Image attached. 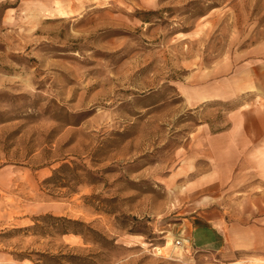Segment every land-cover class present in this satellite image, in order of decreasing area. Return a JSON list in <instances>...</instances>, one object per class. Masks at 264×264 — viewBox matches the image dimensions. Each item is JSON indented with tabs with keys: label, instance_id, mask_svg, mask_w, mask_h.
Segmentation results:
<instances>
[{
	"label": "rangeland",
	"instance_id": "obj_1",
	"mask_svg": "<svg viewBox=\"0 0 264 264\" xmlns=\"http://www.w3.org/2000/svg\"><path fill=\"white\" fill-rule=\"evenodd\" d=\"M0 264H264V0H0Z\"/></svg>",
	"mask_w": 264,
	"mask_h": 264
},
{
	"label": "crops",
	"instance_id": "obj_2",
	"mask_svg": "<svg viewBox=\"0 0 264 264\" xmlns=\"http://www.w3.org/2000/svg\"><path fill=\"white\" fill-rule=\"evenodd\" d=\"M209 229L215 231V228L212 225L208 226L206 224H201L199 226H195V228L193 229V230H199V232H200L199 235L200 236L202 235V238H198V237L196 238L195 237L196 239H198L200 241L201 246L207 245V244H211L212 246H217L218 242H224V236L220 231H218V234H217L215 232H209L208 231ZM195 232H197V234H198V231H195ZM204 237H205V239H203Z\"/></svg>",
	"mask_w": 264,
	"mask_h": 264
},
{
	"label": "built area",
	"instance_id": "obj_3",
	"mask_svg": "<svg viewBox=\"0 0 264 264\" xmlns=\"http://www.w3.org/2000/svg\"><path fill=\"white\" fill-rule=\"evenodd\" d=\"M185 240H186V238L184 239L183 237L177 238L176 239V245H178V246L184 245L185 244Z\"/></svg>",
	"mask_w": 264,
	"mask_h": 264
},
{
	"label": "bare ground",
	"instance_id": "obj_4",
	"mask_svg": "<svg viewBox=\"0 0 264 264\" xmlns=\"http://www.w3.org/2000/svg\"><path fill=\"white\" fill-rule=\"evenodd\" d=\"M171 243H173V235L170 233V234H168V241H167L166 245L163 246V247H164V248H165V247H168L169 244H171Z\"/></svg>",
	"mask_w": 264,
	"mask_h": 264
}]
</instances>
